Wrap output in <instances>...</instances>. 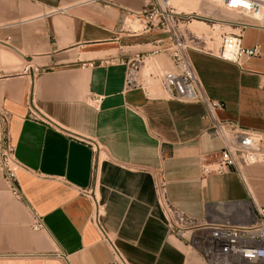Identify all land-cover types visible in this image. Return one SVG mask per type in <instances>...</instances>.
I'll return each mask as SVG.
<instances>
[{
    "label": "crops",
    "instance_id": "obj_1",
    "mask_svg": "<svg viewBox=\"0 0 264 264\" xmlns=\"http://www.w3.org/2000/svg\"><path fill=\"white\" fill-rule=\"evenodd\" d=\"M144 2L0 0V112L22 193L0 171V264H204L171 235L157 174L170 203L195 219L249 223L263 206L248 176L264 174L260 164L201 173L222 148L202 102L167 98L146 66L137 86L125 85L127 59L162 56L153 51L164 34L123 22ZM241 44L260 54L236 64L199 41L188 55L203 93L221 104L217 118L264 134V29L245 27Z\"/></svg>",
    "mask_w": 264,
    "mask_h": 264
},
{
    "label": "built area",
    "instance_id": "obj_2",
    "mask_svg": "<svg viewBox=\"0 0 264 264\" xmlns=\"http://www.w3.org/2000/svg\"><path fill=\"white\" fill-rule=\"evenodd\" d=\"M171 1L145 0L138 14L124 10L123 22L126 24L136 20L142 25V32H160L165 35V38L158 40L159 46L153 54L166 56L170 60L171 69L160 71L158 66L153 64V70L147 75L159 81L167 98L178 102L204 104V118L210 121L212 131L221 139L222 148L219 152L203 158L200 164L201 173L220 174L230 170L240 172L243 166L253 164H260L264 168L263 132L243 128L235 121L218 119L216 109L221 104L208 98L201 90L199 79L188 55L190 49L199 47V40L196 39V42L192 40V32L187 35L183 29L191 19L192 13L177 11L170 5ZM207 1L237 15L234 20L226 21L225 24L236 32L221 33L216 56L236 64L258 56L260 54L258 45L250 48L242 46L241 32L247 26L264 29V0ZM145 58L137 56L127 59L125 73L127 87L138 85V72L141 66H146ZM7 118L6 112H0L2 127L0 171L11 194L21 199L22 193L15 176L17 163L7 138ZM154 190L157 204L171 235L184 240L188 246L195 249L204 264H264V206L254 205L252 222L213 223L192 218L173 206L167 197L166 183L161 174L155 177ZM32 228H42V222L36 215Z\"/></svg>",
    "mask_w": 264,
    "mask_h": 264
},
{
    "label": "rangeland",
    "instance_id": "obj_3",
    "mask_svg": "<svg viewBox=\"0 0 264 264\" xmlns=\"http://www.w3.org/2000/svg\"><path fill=\"white\" fill-rule=\"evenodd\" d=\"M176 1L177 0H172L170 2V5L173 6L177 11L192 13V17L191 19H189V22L192 19H194V20L203 21L204 23L207 24L208 28L206 31L200 30L197 32H192L193 35L191 36V38H193L192 40H194L195 42L196 39L205 42V49H210L213 51V53L216 54L220 45L221 33L236 32L235 30H232L225 24L226 21L234 20L237 17V15L234 12L224 10L219 6H217L216 4L207 0H186L185 2L184 0H181L180 1L181 5H177V6L175 5ZM184 4L187 5L185 6ZM211 18H213L214 20ZM189 22L185 24L183 27L184 32L187 35L190 34V31L187 30ZM129 24H130L129 22L126 23L127 26ZM132 28H135V26ZM145 64L146 67L144 69L145 70L144 72L146 74L147 83L151 85L159 84L158 80L151 79L147 75L149 71L153 70L152 69L153 64L154 65L156 64L160 71L171 69V65H169V62L167 61V59H165V56L163 55L160 56L159 58H156L155 60L154 59L151 61L145 60ZM165 64H168V66L167 65L165 66ZM257 173L258 172L255 170L249 171L248 172L249 180L255 189L259 190L261 194H264V174L258 173L257 175Z\"/></svg>",
    "mask_w": 264,
    "mask_h": 264
},
{
    "label": "bare ground",
    "instance_id": "obj_4",
    "mask_svg": "<svg viewBox=\"0 0 264 264\" xmlns=\"http://www.w3.org/2000/svg\"><path fill=\"white\" fill-rule=\"evenodd\" d=\"M180 1L181 0H177L176 1V6L177 5H181L180 4ZM186 0H184V2H185ZM188 4V3H187ZM186 4V5H187ZM185 5V4H184ZM185 5V6H186ZM182 7H183V5H182ZM181 7V8H182ZM189 7V6H188ZM192 7V6H191ZM180 9V8H179ZM188 28H189V30H191V31H193V32H197V31H200V30H202V31H206L207 30V25L205 24V23H203V22H200V21H197V20H192L189 24H188ZM155 67H157V66H155Z\"/></svg>",
    "mask_w": 264,
    "mask_h": 264
}]
</instances>
